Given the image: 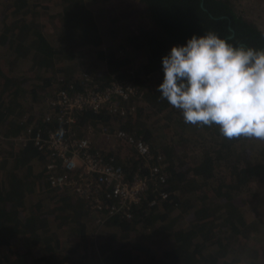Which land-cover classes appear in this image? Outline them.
Instances as JSON below:
<instances>
[{"label": "trees", "instance_id": "trees-1", "mask_svg": "<svg viewBox=\"0 0 264 264\" xmlns=\"http://www.w3.org/2000/svg\"><path fill=\"white\" fill-rule=\"evenodd\" d=\"M94 1L0 0V133L11 140L28 128L44 136L61 128L56 122L45 121L49 113L47 98L55 89L83 93L86 85L102 89L113 81L128 82L143 93L137 102L143 101L144 108H134L132 98L120 103L127 111L124 117L113 115L108 109L99 113L83 111L76 118L74 131L97 123L107 125L116 119L121 129L148 145L153 155L164 158L168 182L155 192L149 189L147 199L134 207L132 219L108 218L105 225L112 231L108 237L119 246L105 245L97 252L89 233V224L97 220L96 213L84 200L73 201L65 192L49 188L43 173L37 174L36 168H45L48 157L33 143L19 148L13 145L6 154L2 152L0 160V264H138L130 246H137L136 251L144 256V243L148 241L164 249L159 255H150V264H260L258 250L249 249L244 243L255 230L253 223L235 203L217 199V193L224 194L227 186L239 193L247 192L258 168L252 167L248 158L256 137L252 141L246 136L227 138L215 123L186 124L182 112L162 99L157 89L164 80L162 58L173 46L185 45L193 35L199 37L211 31L233 46L264 49V32L235 11L229 0H133L153 23L152 28L140 31L133 51L148 54L142 71L159 74L157 84L145 85L127 72L116 78H96L82 70L77 79L72 74L67 77L63 69H56L57 64L67 65L87 57L86 52L105 59L104 43L109 34L101 30L102 19L92 11ZM100 3L105 11L101 0ZM55 7L58 14L49 20L57 19L59 26L57 37L51 39L41 19ZM137 35L139 30L132 37ZM120 46L125 49L123 44ZM116 57L111 55L109 59ZM58 73L65 78H56ZM83 74L88 75L89 84L82 79ZM39 91L48 94L42 95L45 110L36 118H25L20 103L27 97L41 98ZM112 155L118 164H125ZM128 163V176L144 165L139 155L132 165L130 160ZM38 184L46 191L37 193ZM161 189L170 194L169 198L152 206L151 201ZM154 221L164 223L153 236L159 237V242L148 235L132 236L139 227L153 229ZM217 230L222 234L210 250L205 248L201 239L215 235ZM63 233L78 238L75 247L66 248ZM34 252L37 256L26 263Z\"/></svg>", "mask_w": 264, "mask_h": 264}, {"label": "rangeland", "instance_id": "rangeland-1", "mask_svg": "<svg viewBox=\"0 0 264 264\" xmlns=\"http://www.w3.org/2000/svg\"><path fill=\"white\" fill-rule=\"evenodd\" d=\"M101 1L105 11L101 7L100 0L92 2L95 5V8H91L95 17L102 19L101 30L106 34H109V37L105 38L104 43V50L107 49L105 59H98L96 55L91 56L88 52H86L87 57L83 56L82 58L76 59L67 65L66 63L57 64L56 69H63L66 72L67 77L72 74L74 77L76 76V79L80 74L83 73L82 70L91 72L96 78H102L105 76L116 78L119 74L127 72L130 76L140 79L145 85H148V83L157 84L159 74L152 73L147 75L146 72L142 71V66L145 65L149 59V57H147L148 54L133 51V44L139 39L140 31L142 29L152 28V21L147 19L144 14H142L144 12L143 9H141L140 5L136 4L133 0ZM229 2L233 5L235 11L246 18L250 23H253L257 29L264 32V0H229ZM52 9L53 10H50L42 15L41 20L46 34L51 39H55L57 37V28L59 23H57V19L49 20V17L56 16L58 14V10L56 7ZM110 18L113 19L112 23L110 22ZM138 30L139 35L132 37L133 34H137ZM120 44H123L125 47L124 50H122ZM111 55H116L118 57L111 61L109 59V56ZM112 63H116V66H113ZM25 67L30 69V64L26 63ZM58 76L65 78V76L61 73H58L56 78ZM90 76L93 78L92 75ZM141 94L143 95L142 92ZM39 95L41 98L36 97L33 100L32 97H27L25 100H23L24 103H20V108L23 107L25 111L24 116H27L25 118H36L45 110L46 106L42 97L44 98V96L46 97L48 94L39 91ZM138 99H135L133 102L134 108L135 105H138L137 108H144V102L142 101L138 104ZM104 128H108L113 132L116 129L121 128V124L116 119H113L107 125L97 123L96 125L77 128L76 132L80 137L88 136L96 149L101 150L103 154H114L117 156L121 163H125L123 165L125 169L130 168L128 161L130 160L132 165L134 159L136 158L137 160L138 158L137 153L133 148L115 140V138H108L103 132ZM248 138L249 141L253 140V137ZM251 144L255 145V147L250 149V154L248 157L249 164H251L252 167L258 168L256 169V173L252 174L253 176L249 181L247 192L242 191L239 193L238 189L233 190L230 186H227L224 188V194L217 193V199L219 202L231 201L235 203L234 205L240 207V209L244 212L246 219L251 222L250 224L253 223L252 226L255 228V230L252 231L253 234L244 243L247 248L258 250L260 254V264H264V139L255 138ZM13 145H16V143L11 141L10 138L8 140L3 138L0 133V160L3 158L2 152L3 154H6L9 150H12L11 146ZM15 147H18V145ZM36 168L37 174H41L44 170V167L41 166H37ZM35 191L37 193H43L46 190L41 184H38L35 188ZM65 193L67 197L69 196V198H71L73 201L78 200L70 193ZM205 196L206 195H203V198H205ZM212 197L213 196L211 195L210 198ZM38 199H40V196ZM177 214L178 212L176 215ZM94 215L97 217V220L89 224V233L90 238L94 241V248L96 251L99 252L101 247H105V245H111L113 247L119 246L117 241L112 243V241L109 239L108 235L111 234L112 231H110L105 225V221L112 217L98 216L97 214ZM188 220L190 221V219ZM163 225L164 223L162 222L158 221L155 223L154 221L153 229L139 227L138 231L132 236L134 238H139L142 236L146 238L145 235L153 237L155 233H159L161 231ZM219 234H222L221 230L215 231V235L204 236L203 239H201L202 245L205 248H209L210 250V247L216 243V238L219 236ZM61 235L63 241L66 242V248H73L76 246L78 238L71 237L68 233H63ZM103 235L105 236L103 237ZM152 240L159 242V237L155 236L152 238ZM133 243L138 242L134 241ZM144 245L145 249H147V252L145 253L146 255L144 256L140 254L139 250V253L136 251L135 248H137V246H130L134 250L135 257L138 258V264H150L148 263L150 255H152L153 252H156L157 255H159L164 250L162 245L158 247L155 243L150 241L145 242ZM34 253L35 254H31V256L27 258L26 263L32 262L33 258L37 256V253Z\"/></svg>", "mask_w": 264, "mask_h": 264}, {"label": "built area", "instance_id": "built-area-1", "mask_svg": "<svg viewBox=\"0 0 264 264\" xmlns=\"http://www.w3.org/2000/svg\"><path fill=\"white\" fill-rule=\"evenodd\" d=\"M82 79L89 84L87 74H83ZM142 96L128 82L113 81L102 89L96 85H86L83 93L58 89L47 98L49 113L45 121L56 122L61 128L45 136L41 132L35 134L33 128H28L24 134L11 140L18 146L33 143L48 157L49 162L42 173L50 189L84 200L98 216L129 220L134 207L147 199L150 188L155 192L159 186H166L168 164L162 156L153 155L148 145L125 130L119 128L112 132L104 128L103 132L108 138L113 137L133 147L144 161L142 169L128 176L125 167L118 164L113 155L103 154L88 136L80 137L74 130L79 113H99L108 109L111 114L124 117L127 111L120 103L132 98L141 99ZM162 189L151 201L152 206L169 198L170 194Z\"/></svg>", "mask_w": 264, "mask_h": 264}, {"label": "clouds", "instance_id": "clouds-1", "mask_svg": "<svg viewBox=\"0 0 264 264\" xmlns=\"http://www.w3.org/2000/svg\"><path fill=\"white\" fill-rule=\"evenodd\" d=\"M162 65L157 91L186 124L264 139V49L236 47L210 31L173 46Z\"/></svg>", "mask_w": 264, "mask_h": 264}]
</instances>
